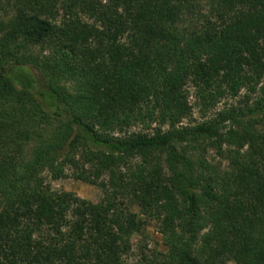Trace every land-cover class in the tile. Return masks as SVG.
Listing matches in <instances>:
<instances>
[{"label":"trees","instance_id":"16d2710c","mask_svg":"<svg viewBox=\"0 0 264 264\" xmlns=\"http://www.w3.org/2000/svg\"><path fill=\"white\" fill-rule=\"evenodd\" d=\"M189 87L250 95L184 124ZM151 220L139 264H264V0H0V264H125Z\"/></svg>","mask_w":264,"mask_h":264},{"label":"rangeland","instance_id":"374dc122","mask_svg":"<svg viewBox=\"0 0 264 264\" xmlns=\"http://www.w3.org/2000/svg\"><path fill=\"white\" fill-rule=\"evenodd\" d=\"M190 92V103L192 105V117L190 119H185L184 124H199L208 121L216 116H218L220 111L231 109L232 107H239L240 102L248 95H250L249 89H242L239 96L237 97H225L221 98L213 107L205 108L202 105L201 100L196 96L195 89L189 87ZM255 96V95H254ZM132 131L140 132L144 131L142 125L134 126ZM149 132H152L149 130ZM116 133V136H119ZM208 160L212 164H217L222 161V168L226 169L229 167L227 160H222L217 152L215 146H211L207 154ZM47 177V182L53 190H65L68 192L75 193L79 197L92 201L100 202L103 192L99 186L84 182L76 178L74 171L71 168L66 169V176L60 179H52L45 173ZM106 178V177H105ZM108 178H106V181ZM132 210L140 214V209L138 206L134 205ZM164 238L159 232L158 223L154 220L149 221L145 227L142 234H136L132 237L133 249L132 252L125 258V264H139L142 258V252L146 254H151L152 251H164L166 247L164 246ZM227 264H236L234 261H228Z\"/></svg>","mask_w":264,"mask_h":264}]
</instances>
